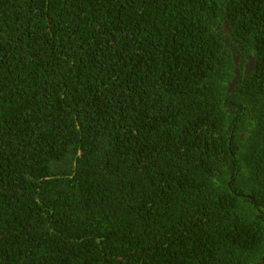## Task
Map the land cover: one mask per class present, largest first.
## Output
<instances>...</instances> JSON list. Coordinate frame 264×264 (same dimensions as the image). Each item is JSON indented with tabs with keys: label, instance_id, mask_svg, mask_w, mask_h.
Here are the masks:
<instances>
[{
	"label": "trees",
	"instance_id": "obj_1",
	"mask_svg": "<svg viewBox=\"0 0 264 264\" xmlns=\"http://www.w3.org/2000/svg\"><path fill=\"white\" fill-rule=\"evenodd\" d=\"M0 264H264V0H0Z\"/></svg>",
	"mask_w": 264,
	"mask_h": 264
}]
</instances>
